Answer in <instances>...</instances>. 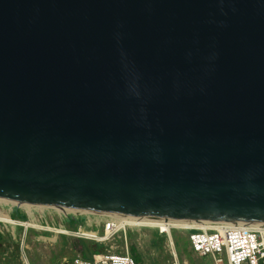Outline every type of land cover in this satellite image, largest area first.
<instances>
[{"label": "water", "instance_id": "water-1", "mask_svg": "<svg viewBox=\"0 0 264 264\" xmlns=\"http://www.w3.org/2000/svg\"><path fill=\"white\" fill-rule=\"evenodd\" d=\"M0 198L264 223V0H0Z\"/></svg>", "mask_w": 264, "mask_h": 264}, {"label": "built area", "instance_id": "built-area-1", "mask_svg": "<svg viewBox=\"0 0 264 264\" xmlns=\"http://www.w3.org/2000/svg\"><path fill=\"white\" fill-rule=\"evenodd\" d=\"M5 206L8 205L4 203L0 204V208L5 212H13L16 207H19L14 205L13 207H6L5 209ZM25 212L28 211L25 210ZM58 215V222H55L53 218L47 220L41 216L39 220L37 219V222L43 228L38 229H46L56 234L71 235L78 239L93 240L101 247L103 243H106L107 240L118 232H122L126 236L127 230L129 229L140 230L142 228H154L159 234L166 236L172 257L170 264H180L173 238V231L176 230L188 232L186 237L189 241L191 251L200 257L208 256L211 260L210 264H264V223L211 221L201 227L182 228L170 226L169 230H161L158 227L149 226L119 227L115 218L92 213L78 214L70 211H62ZM70 217L76 219V224L73 228H69L66 224ZM0 223L3 224V227L0 228L1 234L8 231L6 225L13 227L24 225L25 232L29 227L21 219H15L14 223ZM99 228L102 229L101 233L99 232ZM57 229H59L58 232H56ZM90 232H95L96 235H91L89 234ZM22 256V264H47L45 262L30 263L25 254L22 253ZM53 264L137 263L126 246L124 251H115L112 247L108 249L104 248V250L95 253L92 258L83 257L80 253H77L73 257L57 259ZM183 264H187V262L184 261Z\"/></svg>", "mask_w": 264, "mask_h": 264}, {"label": "rangeland", "instance_id": "rangeland-1", "mask_svg": "<svg viewBox=\"0 0 264 264\" xmlns=\"http://www.w3.org/2000/svg\"><path fill=\"white\" fill-rule=\"evenodd\" d=\"M2 203L8 205L5 206V209L14 205L19 206L14 209V212L7 213L13 219H20L16 215L23 213L27 216V220L24 222L32 224L40 225L37 219L39 220L41 216L47 220L53 218L55 222H58V214L62 213L59 208L17 205L16 202L0 199V204ZM25 210L28 212H25ZM2 227L3 224L0 223V228ZM6 228L8 231L3 234L0 233V264H22V253L25 254L30 263L45 262L47 264H53L57 259L73 257L79 253L78 238L74 236L56 234L46 229H38L39 227L35 226H29L26 232L24 225L14 227L6 225ZM99 232H102L101 228H99ZM187 233L173 231L175 248L180 264H183L184 261L187 264H210L211 260L208 256L200 257L191 251L186 237ZM81 241L88 249L89 257L91 258L95 253L101 251V247L102 250L112 247L115 251H124L127 246L130 252V246L133 244L140 256L141 264H170L172 260L166 236L159 234L154 228L129 229L126 236L122 232H118L106 243H103L101 247L93 240L82 239Z\"/></svg>", "mask_w": 264, "mask_h": 264}, {"label": "bare ground", "instance_id": "bare-ground-1", "mask_svg": "<svg viewBox=\"0 0 264 264\" xmlns=\"http://www.w3.org/2000/svg\"><path fill=\"white\" fill-rule=\"evenodd\" d=\"M2 199V198H0ZM6 200V199H4ZM10 201V200H8ZM14 202V201H12ZM24 206H29L31 204H25L22 203ZM61 209V208H59ZM63 212H68L64 209H61ZM70 212L74 213H87L83 210H69ZM104 216H110L112 218H115L117 220V224L119 227H139V226H149V227H158L161 230H169L170 226H176V227H182V228H188V227H201L207 224V221H201V220H172V219H158V218H150V217H144V216H135V215H104ZM15 219H13L7 212L2 210L0 208V222L4 223H14ZM26 226H35L39 228H43L42 225L35 224V223H27L25 222ZM48 229V228H47ZM59 229L56 230L58 232ZM91 235H96L95 232H90Z\"/></svg>", "mask_w": 264, "mask_h": 264}, {"label": "trees", "instance_id": "trees-1", "mask_svg": "<svg viewBox=\"0 0 264 264\" xmlns=\"http://www.w3.org/2000/svg\"><path fill=\"white\" fill-rule=\"evenodd\" d=\"M17 217H19L21 220H27V216L25 214H17L16 215ZM67 226L69 228H73L75 227V224H76V219L70 217L68 219V221L66 222ZM82 239H78V242H77V245L79 247V253L83 256V257H89V252H88V249L83 245ZM75 246V245H73ZM102 250V249H101ZM130 254L133 256L134 260L136 261L137 264H141V259H140V256L139 254L137 253V250L135 249V246L132 244L130 246Z\"/></svg>", "mask_w": 264, "mask_h": 264}, {"label": "crops", "instance_id": "crops-1", "mask_svg": "<svg viewBox=\"0 0 264 264\" xmlns=\"http://www.w3.org/2000/svg\"><path fill=\"white\" fill-rule=\"evenodd\" d=\"M14 212V211H13Z\"/></svg>", "mask_w": 264, "mask_h": 264}]
</instances>
